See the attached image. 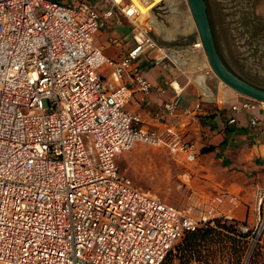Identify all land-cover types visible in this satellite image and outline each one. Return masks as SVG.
<instances>
[{
	"label": "built area",
	"instance_id": "1",
	"mask_svg": "<svg viewBox=\"0 0 264 264\" xmlns=\"http://www.w3.org/2000/svg\"><path fill=\"white\" fill-rule=\"evenodd\" d=\"M105 1L111 9L101 15L87 0H0V264H163L188 233L219 220L237 221L252 251L264 242V189L250 224L228 193L194 191L180 210L116 166L138 143L167 145L188 164L199 148L183 130L146 128L126 110L136 91L155 89L140 60L157 44L134 1ZM115 12L141 39L119 60L94 45ZM175 93L164 107L171 118L182 101ZM262 105L247 97L232 110Z\"/></svg>",
	"mask_w": 264,
	"mask_h": 264
},
{
	"label": "crops",
	"instance_id": "2",
	"mask_svg": "<svg viewBox=\"0 0 264 264\" xmlns=\"http://www.w3.org/2000/svg\"><path fill=\"white\" fill-rule=\"evenodd\" d=\"M87 1L97 6L101 15L111 9V5L105 0ZM132 1L141 13L139 24L145 26L148 25L146 20L151 10L159 12L175 2ZM60 3L71 7H78L80 4L79 0H71L70 4ZM110 21L106 28L97 33L94 45L108 58L119 60L140 44L141 39L136 33L135 25L119 12H115ZM186 24L174 25L171 29H162L157 24L155 29L162 33L161 38L150 32L157 48L148 49L141 57L140 64L144 69V77L155 89L148 96L136 91L126 105V110L139 114L146 128L157 131L165 127L183 130L184 140L193 142L199 148L196 166L190 173L183 175L186 178L183 182L187 183L186 188L189 191L182 202H171L174 207L184 210L188 196L194 191L211 197L228 193L236 199L234 211L237 219L251 224L256 215L257 193L264 189V105L248 113H236L232 110L233 105L242 104L247 98L225 86L210 73L204 50L194 48L200 41L195 24L188 23V19ZM119 28L125 30L122 35L116 32ZM175 88L181 91L182 101L179 117L171 118L164 113V107L175 96ZM161 89L164 93L160 92ZM198 104L200 109L195 111ZM188 111L191 113L187 114ZM157 116L160 118L158 122L155 120ZM254 118L257 120L256 126L252 125ZM144 147L167 148L170 153L177 155L178 161L185 160L184 156L167 145L138 143L133 150L137 153L141 148L143 154ZM129 153L119 155L116 159V166L121 173V165L125 164L130 169V162L133 159L138 160L136 153L127 156ZM122 175L126 177L125 174ZM191 175H194L192 180Z\"/></svg>",
	"mask_w": 264,
	"mask_h": 264
},
{
	"label": "rangeland",
	"instance_id": "3",
	"mask_svg": "<svg viewBox=\"0 0 264 264\" xmlns=\"http://www.w3.org/2000/svg\"><path fill=\"white\" fill-rule=\"evenodd\" d=\"M59 1L71 3V0ZM174 1L159 12L154 9L150 11V16L146 20L148 25L142 26L148 30L151 37L150 32L157 34L159 38L162 36V33L155 29L157 24L162 29H171L174 25L184 26L187 19L188 23L194 24L187 0ZM206 4L216 48L224 65L243 81L264 90V0H206ZM124 31L121 28L116 30L119 35ZM208 70L215 75L210 66ZM144 149L143 154L141 148L137 153L133 150L127 154L131 156L136 153L138 160L133 159L130 162V169L125 164L121 165L122 173L137 187L157 194L169 203L182 202L189 191L186 188L187 183L183 182L186 180L183 175L190 173L196 165L188 164L185 160L178 161L177 155L170 153L167 148L144 147ZM193 176L191 175V180ZM183 240L169 254L168 261L173 255L174 257L177 255V247ZM252 262L264 264V242L255 246L252 251L248 245L241 263ZM173 264H179V259L174 258Z\"/></svg>",
	"mask_w": 264,
	"mask_h": 264
},
{
	"label": "trees",
	"instance_id": "4",
	"mask_svg": "<svg viewBox=\"0 0 264 264\" xmlns=\"http://www.w3.org/2000/svg\"><path fill=\"white\" fill-rule=\"evenodd\" d=\"M236 223L235 220H219L216 227L188 233L177 247V255H173L169 261L166 259L163 264H173L174 258L179 259V264H242L248 243L243 236H236Z\"/></svg>",
	"mask_w": 264,
	"mask_h": 264
},
{
	"label": "water",
	"instance_id": "5",
	"mask_svg": "<svg viewBox=\"0 0 264 264\" xmlns=\"http://www.w3.org/2000/svg\"><path fill=\"white\" fill-rule=\"evenodd\" d=\"M187 3L213 73L228 88L233 89L243 97H248L264 104V90L243 81L224 65L218 48H216L214 33L211 30L206 0H187Z\"/></svg>",
	"mask_w": 264,
	"mask_h": 264
},
{
	"label": "bare ground",
	"instance_id": "6",
	"mask_svg": "<svg viewBox=\"0 0 264 264\" xmlns=\"http://www.w3.org/2000/svg\"><path fill=\"white\" fill-rule=\"evenodd\" d=\"M201 42V41H200ZM201 45H202V43H201ZM202 49H203V46H202ZM204 50V49H203ZM206 55V54H205ZM206 58H207V56H206ZM208 61V60H207ZM209 64V63H208Z\"/></svg>",
	"mask_w": 264,
	"mask_h": 264
}]
</instances>
